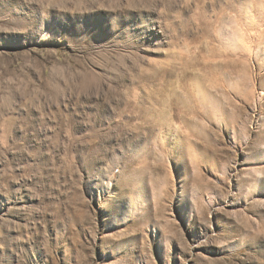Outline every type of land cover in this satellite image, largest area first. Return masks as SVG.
<instances>
[{
	"label": "rangeland",
	"instance_id": "rangeland-1",
	"mask_svg": "<svg viewBox=\"0 0 264 264\" xmlns=\"http://www.w3.org/2000/svg\"><path fill=\"white\" fill-rule=\"evenodd\" d=\"M0 264H264V0H0Z\"/></svg>",
	"mask_w": 264,
	"mask_h": 264
},
{
	"label": "bare ground",
	"instance_id": "bare-ground-1",
	"mask_svg": "<svg viewBox=\"0 0 264 264\" xmlns=\"http://www.w3.org/2000/svg\"><path fill=\"white\" fill-rule=\"evenodd\" d=\"M246 31V30H245ZM243 36V35H242Z\"/></svg>",
	"mask_w": 264,
	"mask_h": 264
}]
</instances>
